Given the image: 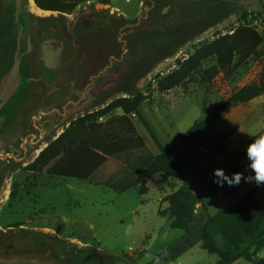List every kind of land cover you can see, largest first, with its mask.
Listing matches in <instances>:
<instances>
[{"label":"rangeland","instance_id":"rangeland-1","mask_svg":"<svg viewBox=\"0 0 264 264\" xmlns=\"http://www.w3.org/2000/svg\"><path fill=\"white\" fill-rule=\"evenodd\" d=\"M24 4L37 23L56 25V36L65 40L66 48L59 79L33 84L7 107L8 115L23 113L22 131L12 147L26 142L27 152L7 162L0 189V242L14 245L0 254V264H93L80 259L70 245L100 260L97 264H148L184 234L171 230L170 221L158 215L167 207L162 203L165 196L182 186L199 193L205 209L197 206L200 225L205 216L221 209L215 195H230L231 177L237 171L249 175L244 160L212 184L205 178L214 160L210 148L215 143L227 145L215 158L226 164L264 131V94L247 104L221 108L243 86H264V42L258 56L239 68L215 71L214 61H207L168 92L156 89L157 77L172 71L177 59L231 34L243 15L264 38V0H112L109 6L84 3L71 16L37 14L30 0ZM87 18L95 26L74 38L75 28L77 34V25ZM87 25L84 21L80 27ZM0 40V59L4 60L12 52L7 39ZM48 41L36 64L58 73L60 43ZM90 58L105 63L91 70ZM79 59L84 62L80 69ZM113 60L117 62L111 67ZM236 61L237 57L233 64ZM137 93L146 99L131 119L143 145L154 155H180L181 136L195 122L211 115L217 118L215 126L187 150L189 169L184 182L167 178L170 186L150 189L145 196L140 195V188L115 193L102 182L118 169V162L79 147L47 171L25 170L72 121ZM263 192L264 186L249 183L225 205L262 199ZM217 259L198 244L171 264H215ZM236 264L252 263L239 260Z\"/></svg>","mask_w":264,"mask_h":264},{"label":"trees","instance_id":"trees-1","mask_svg":"<svg viewBox=\"0 0 264 264\" xmlns=\"http://www.w3.org/2000/svg\"><path fill=\"white\" fill-rule=\"evenodd\" d=\"M111 1L34 0V4L45 12L70 14L84 3L94 2L109 6ZM245 21L246 16L243 15L241 23L231 34L221 35L205 43L185 60H176V69L165 76L157 77L156 89L164 93L180 86L207 61H214L215 71H231L239 68L251 57H257L264 38ZM236 57L237 61L233 64ZM263 94V85H246L235 91L221 108L227 110L236 105L247 104ZM145 99L141 93L118 98L98 111L75 119L25 170L34 174L47 171L56 160L74 147H79L86 152L94 151L109 156L118 162V169L102 182L104 187L115 193L121 194L133 188H140V195L145 196L150 189L170 186L167 178L184 182L189 169V163L186 161L187 150L215 126L217 118L211 115L195 122L180 138L182 147L180 155L171 156L166 153L154 155L143 145L142 138L131 119V115L138 112ZM117 110L121 111L120 115L115 114ZM259 136H264V131L251 138L226 164H220L215 158L227 145L215 143L210 148L214 160L205 172L207 182L214 183L242 163L245 160L246 145ZM236 173L246 176L242 171ZM247 186L249 183L243 178L240 180L239 175H233L230 179V195L224 197L215 195L221 209L213 216H205L200 225L197 223L199 208L197 206L205 209L199 193L182 186L165 196L162 203H166L167 207L159 210L158 215L170 221L171 230H178L184 234L162 254L155 255L148 264H154L155 261L171 264L198 244L203 251L217 256L215 264H233L238 260L264 264V259L257 258L258 253L264 249V192L262 199L225 205L231 200L230 197L244 192ZM14 196L13 191L11 197ZM69 249L82 260L93 264L100 261L93 259V256H86L71 245ZM77 262L74 264H81Z\"/></svg>","mask_w":264,"mask_h":264},{"label":"flooded vegetation","instance_id":"flooded-vegetation-1","mask_svg":"<svg viewBox=\"0 0 264 264\" xmlns=\"http://www.w3.org/2000/svg\"><path fill=\"white\" fill-rule=\"evenodd\" d=\"M74 11L70 14L55 13L60 16H71ZM36 21V18L26 10L24 0H0V38L7 39V46H10L8 49L12 52L10 57L3 56L6 59H0V92L6 93L5 97L7 98V90H9L10 101H17L16 98L21 97L23 90L30 89L33 84L38 85L43 81L58 80L63 68L66 48L65 40L56 36L58 33L56 25L44 22L37 23ZM84 21H87L88 25L80 27ZM82 22L77 25V34L75 28L74 38L79 36L80 31H85L91 26H95V21L90 18L84 19ZM47 41L49 44L50 42L60 43L61 65L58 73H56L55 69L43 63L40 67L36 64L37 59L40 61L42 45ZM0 47H2L1 43ZM1 51L0 49V53H2ZM116 62V60L111 61V67ZM81 63L83 65L84 62L79 59V69L82 66ZM104 63L103 59L90 58L87 64L89 69L97 70ZM105 65L104 68L108 67ZM105 71H108V69Z\"/></svg>","mask_w":264,"mask_h":264},{"label":"water","instance_id":"water-1","mask_svg":"<svg viewBox=\"0 0 264 264\" xmlns=\"http://www.w3.org/2000/svg\"><path fill=\"white\" fill-rule=\"evenodd\" d=\"M49 13L52 14L55 12ZM5 96L6 93L0 92V189L7 168V162L9 160L15 161V156H22L27 152L25 147L26 142H20L17 148L12 147L13 142L19 137L22 131L20 120L23 113L14 112L8 115L7 107L13 103L10 101L11 95L9 94V90H7V98ZM7 147L9 148V152H7ZM13 247L14 245H7V242H0V254H6L7 250H11Z\"/></svg>","mask_w":264,"mask_h":264},{"label":"clouds","instance_id":"clouds-1","mask_svg":"<svg viewBox=\"0 0 264 264\" xmlns=\"http://www.w3.org/2000/svg\"><path fill=\"white\" fill-rule=\"evenodd\" d=\"M244 158V171L249 173V175L244 176L242 173H236L234 175H239L240 180L243 178L247 183L264 186V136H259L246 145ZM236 184H233V186Z\"/></svg>","mask_w":264,"mask_h":264},{"label":"bare ground","instance_id":"bare-ground-1","mask_svg":"<svg viewBox=\"0 0 264 264\" xmlns=\"http://www.w3.org/2000/svg\"><path fill=\"white\" fill-rule=\"evenodd\" d=\"M30 3H31L32 5H34V7H35V9H36L35 12H36L37 14H39V13H40V14H51V13H49V12H43V11H40L39 9H37L36 6H35V4L33 3V0H30Z\"/></svg>","mask_w":264,"mask_h":264},{"label":"crops","instance_id":"crops-1","mask_svg":"<svg viewBox=\"0 0 264 264\" xmlns=\"http://www.w3.org/2000/svg\"><path fill=\"white\" fill-rule=\"evenodd\" d=\"M263 252H264V249L263 250H261L259 253H258V255H257V258L258 259H264V258H262V255H263ZM84 253V252H83ZM85 254V253H84ZM239 261V260H238ZM238 261H236L235 263H233V264H236ZM4 264V263H3Z\"/></svg>","mask_w":264,"mask_h":264},{"label":"built area","instance_id":"built-area-1","mask_svg":"<svg viewBox=\"0 0 264 264\" xmlns=\"http://www.w3.org/2000/svg\"><path fill=\"white\" fill-rule=\"evenodd\" d=\"M188 57H186V58H184V59H179V60H185V59H187ZM178 60V59H177ZM174 69H176V64H175V66H174ZM173 69V70H174ZM172 70V71H173ZM172 71H170V72H172ZM170 72H168V73H170ZM168 73H166V74H168ZM166 74H161V75H159L160 77H162V76H165Z\"/></svg>","mask_w":264,"mask_h":264}]
</instances>
